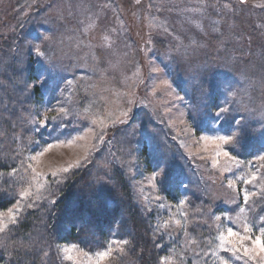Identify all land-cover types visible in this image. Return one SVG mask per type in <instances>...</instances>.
Segmentation results:
<instances>
[{
  "label": "rangeland",
  "instance_id": "rangeland-1",
  "mask_svg": "<svg viewBox=\"0 0 264 264\" xmlns=\"http://www.w3.org/2000/svg\"><path fill=\"white\" fill-rule=\"evenodd\" d=\"M6 1L3 0L2 3L4 8ZM190 1L142 0L137 5L135 0H48L44 8H38L35 3L30 2L27 9L25 3V9L21 16L24 17V14L26 17L35 16L37 18L39 16L40 23H28L26 32L21 35V45L13 44L16 46L15 55L18 54L21 57L20 62H23L18 68L22 77L25 78L31 64L35 68L40 66L45 68V77L49 76L46 81L41 80L40 74L39 79L30 80L27 78L28 81H21V87L14 92L18 94L22 90L28 95L32 89H27V85H35L37 96L35 98L27 96L28 100L29 97L34 99L32 103L28 104L31 109L30 113L35 116L37 112L43 113L46 107L62 105H70L73 113L59 121H51L38 134L31 131V125L26 121L25 126L29 128L30 133L26 135L24 142L26 144L29 139L33 140L34 143L30 146L32 150L40 151L47 143H54L56 138L66 141L83 134L85 129L90 126V121L85 122L79 119L76 113L83 112L90 103H92V111L104 119L105 123H107L106 118L110 113L111 119L115 120L121 111L131 109L130 121L127 124H108L105 142L100 144L96 151H92L87 160H81L78 167L73 166L67 173L62 172L55 178L51 176L49 168H66L83 155V150L80 147L59 145L41 157V163L37 166V170L45 173L40 178L42 182H46V188L42 190L43 196L50 200H52V196L55 201L62 196L61 188L67 187L71 181L73 183L71 182L70 186L77 191L80 189L75 184L83 185L82 181L88 180L90 184L87 183L89 184L87 190H99L101 185L109 187V174L118 184L111 185L114 193L110 191L108 194L123 196L118 189L120 185L118 177H121L131 191L129 194L131 201L137 205L142 216L148 221L153 220L156 230L161 231L163 235L165 233L164 236L162 235L164 250L160 248L162 254H160L159 264H165L162 258H168L167 263L171 264L178 255L186 260L185 264H216L218 262L216 257L194 254L201 252L203 245L191 249L186 248L185 232L179 230L175 224L164 227V222L180 219L182 214H187L188 239L199 241L209 239L210 235L215 233L214 231L210 233L205 221L214 225L211 217L223 216L225 212L236 217L240 209L245 207L243 196H237L235 189L227 187L228 180L234 177L247 178L250 169L264 171V168H261L264 162L253 160V156L264 152V148L248 153L249 150L242 145L243 141H247L245 139L250 136V133L257 134L258 130L264 128V119L259 115V112L264 109V83L260 81L261 83L258 85L257 82H248L244 79L247 85L243 82L241 87H237L235 96L226 94L224 99L220 98L223 96L213 97V89L219 88L213 73H210L209 79L208 75H203L204 77L201 79L202 73L198 76L193 73L195 75L193 76L190 72L182 71L180 66H178L180 69L178 71L176 64L171 65V61L162 62L158 58L159 51H166V46L157 44L156 40L168 43L167 37H170L169 31L163 30L164 27L168 29L173 24H178L179 18L186 15L198 17L193 14L197 12L189 9ZM209 1L198 0L206 5L209 4ZM262 2L264 0L253 1L257 6ZM246 4L242 5L241 10L252 9V0H247ZM81 5H87L90 8L82 10L79 7ZM106 5H110V7H105ZM0 11V25L9 24L11 22L9 11L3 8ZM90 13H98L100 23L95 30L86 35L82 45L78 47L76 42L78 30H82L88 23L87 16ZM245 14L243 12V16L231 24L238 30H244L242 36L237 38L240 43V57L243 58H247L248 53H251V51H247V48L256 41L255 36L251 33V22L249 21L251 14ZM149 15L155 18V23L160 26L159 28L149 20ZM50 19H52L51 23L48 22ZM81 21L84 23L81 24ZM221 26L222 24L215 23L211 30L222 28ZM114 27L117 29V33H111V29ZM173 27L177 28V26ZM108 34L115 41L111 50L104 47L103 36ZM46 35L52 38L45 40L44 36ZM173 37L176 39L180 36L174 35ZM37 45L44 51V56L37 55L35 51ZM154 46H158L159 49H151ZM185 51L182 48L179 50V46H176L172 51L175 54L171 56L184 55ZM210 51H215V49L212 48ZM125 52L128 53L126 57L123 55ZM135 52L141 54L140 63L133 55ZM117 60L119 61L118 66L111 67L110 62L116 63ZM219 60H221L220 56L215 62ZM134 65L138 67L140 78L135 77L130 69V66L133 68ZM257 66L238 64V67L243 68L244 74L262 69ZM105 67L116 74L106 72ZM153 69H159V71H153ZM204 71L205 68L201 67V72ZM174 73H178L177 78L180 80L186 78L190 81L192 95L187 92L186 88L184 90L178 88L176 80L172 76ZM0 74L3 75L1 67ZM125 77L128 79L125 80ZM165 80L168 81L166 85L162 83ZM5 81V78L0 79V87L4 88L0 89V95H4V97L6 89L10 91L11 88L3 84ZM68 81L72 83L69 84ZM45 82L49 87L54 86L53 90L46 92L47 94L44 93V89H47ZM249 83L254 86H250ZM20 85L18 83V86ZM123 86L127 87L126 90L119 92L117 87ZM180 97L183 99H179ZM229 99L231 100L230 107L233 105L232 110L230 109L232 114L226 117L225 112L217 121L216 112L220 107H227ZM18 100H14L12 104L18 103ZM57 101H61L62 105H58ZM204 109L210 111L209 116L204 112ZM25 110H19L17 115L22 114ZM181 112L184 114L183 117H180ZM28 115L29 111L25 113V117ZM241 117H243L240 125L241 143L233 150L229 146L233 155H236L241 163L237 165L220 156L218 166L214 167L212 159L215 157V145L210 141H200L199 137L230 134L231 131L237 130L236 121L241 120ZM14 120L16 121V119ZM181 120L183 123L180 122ZM229 120L233 121L229 130L218 128L221 121ZM170 121L174 123H170ZM202 121H205L209 127H202ZM189 126L192 128V132L186 134V129ZM26 132L22 134V129H20L18 136L23 137ZM261 137L264 139L263 135ZM109 139L111 143L107 142ZM30 154H34V152L30 150L26 153L23 152L24 156ZM249 161H252L251 165H249ZM164 167L166 168L163 176H157L150 183L153 171L159 172ZM225 167L229 170L222 172ZM83 172H86L88 177L84 176ZM173 179L178 180V184L169 186L170 195H166L164 186L171 183ZM74 180L82 181L74 182ZM4 181H11L13 184L15 178H9L5 173L0 176V182ZM237 183L241 190L248 188L250 191H254L264 187V184H257L255 187L245 185L243 179ZM21 187L19 183L16 184L15 200L0 213H6L16 203ZM33 191H36L35 186H33ZM45 198L35 201V204ZM185 198H187V203L179 206V200ZM263 204L264 200H257L253 206L259 215H264V211L260 208ZM245 211L247 212L246 207ZM27 212L28 208L20 213L19 219ZM223 223L226 227L227 221ZM107 225V230H111V232L108 234L106 244L92 243L90 247L84 248L81 243L68 242L60 245L59 248L76 245V248L70 253L72 259H67L63 253L61 255L73 264H92L89 257H94L95 252L103 250L114 240H125V238L114 236L115 229L109 222ZM199 229L202 230L201 233L195 232ZM162 236L159 235V237ZM111 246L117 247L115 244H111ZM81 249L88 253V257L80 251ZM220 252L219 255H221ZM118 253L101 264H112V262H117V258H119V264H126L122 255L124 252ZM232 259L233 264H244L243 260H236L234 257Z\"/></svg>",
  "mask_w": 264,
  "mask_h": 264
},
{
  "label": "trees",
  "instance_id": "trees-1",
  "mask_svg": "<svg viewBox=\"0 0 264 264\" xmlns=\"http://www.w3.org/2000/svg\"><path fill=\"white\" fill-rule=\"evenodd\" d=\"M253 1L251 10L249 8L241 10L242 5L239 0H210L208 5L198 2V0H191L189 9L197 12L193 14L198 17H194V15L180 17L178 24H173V26H177L176 29L173 26L168 28L170 36L167 37L168 43L156 40L157 44L166 46V51H159L158 58L162 62L171 61V65L176 64L178 71L180 70L178 66H180L182 71L190 72L193 76H195L193 73L197 76L202 73L201 79L205 75H208L207 78L209 79L210 73H213L214 80L219 85V88L213 89V97L223 96L220 98L224 99L226 94L228 96L230 93L235 92L236 88L241 87L243 82L247 85L244 79L248 82H257L258 85L261 82L264 83V7L254 5ZM30 2L35 3L38 8H44L48 0H7L5 8L2 6L3 0H0V9L3 8L9 11L11 15L9 24L0 25V44H2L0 45V67L3 71V75L0 74V79L5 78L6 81L3 84L11 87L10 91L6 89L4 92L5 97L0 95V176L8 173L13 166L19 164L21 146L18 141L14 140V137L20 135V129H22V134L25 129H28L23 135V140L30 133L29 128L25 126L27 121L25 113L30 112L31 109L28 104L29 102L32 103L34 99L29 97L28 100L27 96L35 98L37 88L29 89L31 91L28 95L22 90L18 94L14 92L21 87V81L39 79V74L44 81L49 77H45V68L43 69L41 66L35 68L31 64L25 78L18 70L23 62H20L21 57L18 54L15 55L16 46H13V44L21 45V35L26 32L28 23H40L38 21L39 16L37 18L35 16L26 17L25 14L24 17L21 16L25 9L24 4L26 3L27 9ZM226 4L230 7L225 8L224 5ZM243 12L247 15L251 14L249 20L251 22V33L256 38V41L247 48V51H251V53H248L247 58L240 57V43L237 40L242 36L244 30H238L236 26H231L236 19L239 20L243 16ZM51 21L52 19L48 20L49 23ZM215 23L222 24V28H215L219 31L211 30ZM173 34L180 37L175 39ZM225 34L227 36H224ZM176 46H179V50L181 48L186 50L184 55L171 56L175 54L172 51ZM153 48L155 50L159 49L158 46L151 47V49ZM212 48L215 51H210ZM133 55L136 61L140 63L141 54L135 52ZM219 56L221 60L215 62ZM239 63H244V66L259 65L257 67L262 69L253 73L245 72L244 74L243 68L238 67ZM201 67L205 68L204 72H201ZM137 68L136 65L133 68L130 66L135 77L140 78L141 74L137 71ZM105 70L110 74H116L112 70H108L107 67H105ZM10 72L12 73L9 74ZM177 74L174 73L172 76L176 80L178 88L183 90L186 88L187 92L192 95L190 81L186 78L180 80L177 78ZM258 77H260L259 80H256ZM7 83L8 85H6ZM18 83L20 86H18ZM45 83L47 89H44V93L53 90L54 86L49 87L48 83ZM249 84L254 86L252 83ZM231 86L233 87L230 88ZM117 88L119 92H123L127 87ZM16 99H19V102L13 105L12 103ZM230 105L231 100L227 103L229 111L226 112V117L232 114L230 109L232 110L233 105L231 107ZM22 109L26 110L17 115V112ZM204 112L208 116L210 115L208 109H204ZM9 114L11 115L10 118ZM232 122L231 120L221 121L218 128L229 130ZM202 127L208 128L209 125L202 121ZM262 129L264 128L258 130L257 134L250 133V136L245 139L247 141L242 142V145L249 150L248 153L264 148V139L261 137V135L264 136ZM27 151L28 149L24 150L25 153ZM13 157H16V159H13ZM83 173L84 176L88 177L86 172ZM109 176V187L107 188L101 185L99 190H87L90 184L89 180H74V182L82 181L83 183V185L80 183L75 184L80 189L79 191L70 186L71 182L73 183L71 181L67 187H60L62 196L55 204L50 203V198H45V200L37 202L33 208H28V212L18 219L15 225H10L6 230L4 239L7 247L0 248V264H73L58 251L60 245L68 242L81 243L84 248L90 247L92 243L104 245L108 234L111 232V230H107V222L115 229L114 236L130 241L129 245L125 246L124 253H122L126 264H159L160 254H162L160 248L164 250L163 236L165 233L163 235L161 231L156 230V224L153 220L148 221L142 216L137 205L131 201L129 196L131 191L121 177H118L120 179L118 189L125 198L121 195L116 196L113 194L112 196V194H108L110 191L114 193L111 185L118 184L114 182L111 174ZM17 183L12 184L11 181L0 182V211L11 205L15 200ZM177 184L178 180L176 179L166 184L164 186L166 195H170L169 186H176ZM51 199L53 200L52 196ZM260 208L264 209V204ZM195 232L201 233L202 230L199 229ZM159 235L163 236L159 237ZM220 254L226 257L230 255L223 251ZM116 261L112 264H119V258ZM182 263H186L183 258ZM171 264H181V260L175 259Z\"/></svg>",
  "mask_w": 264,
  "mask_h": 264
},
{
  "label": "snow or ice",
  "instance_id": "snow-or-ice-1",
  "mask_svg": "<svg viewBox=\"0 0 264 264\" xmlns=\"http://www.w3.org/2000/svg\"><path fill=\"white\" fill-rule=\"evenodd\" d=\"M142 0H135V3L139 5ZM247 0H239L241 5H245ZM260 7H264V2H262ZM82 10H87L90 6L81 5L79 6ZM105 7H110V5H106ZM225 8H229V5H224ZM151 8V5H149ZM149 20L153 23V25L157 28L160 26L155 23V18L149 15ZM88 23L83 27L82 30H78V34L76 36L77 46H81L84 38L90 32L95 30V28L100 23L99 14L90 13L87 16ZM84 22L81 21V24ZM121 27H122V21ZM165 32L168 31L167 27L163 29ZM219 31V29H215ZM111 33H117V29L114 27L111 29ZM52 37L49 35L44 36L45 40H50ZM104 47L111 50L115 44V41L112 39L111 35L103 36ZM37 55L44 56V51L41 50L40 46L37 45L35 49ZM125 57L128 55L127 52L123 54ZM119 64L117 60L116 63H111L110 66L115 68ZM153 71H159V69H153ZM128 78L125 77V80ZM43 80V77H41ZM68 83H72L68 81ZM163 84H168V81H162ZM35 85L30 84L27 85L28 89L33 88ZM95 95V93H93ZM230 95L235 96L236 93L232 92ZM179 99H183L180 97ZM131 103V101H129ZM58 105H62L61 101H57ZM228 107H220L216 112L217 121H219L221 115L225 112H228ZM130 112L131 109H127L121 111L119 113V117L115 120L111 119V113L108 115L107 123H105L104 119H101L100 116L92 111V103L86 107L83 112H77L76 116L85 121H90V126L87 127L83 134L72 137L70 139L60 140L56 138L54 143H47L46 146L40 151H34L31 149V145L34 143L33 140L29 139L25 144L22 136L14 137V140L18 141L21 145L20 148V164L16 167H12L10 171L7 173L9 178H15V182H18L22 187L18 193L19 199L16 200V203L10 207L6 213H0V248L7 247L6 240L4 237L6 236V230L10 225H15L19 219L20 213L23 212L26 208H33L35 206V201L44 199L43 191L46 188V182L41 181V177L45 175L44 172L38 171L37 166L41 163V157L44 156L50 149L59 146H77L83 150V155L78 157L74 164H69L66 168H49V172L52 177H57L60 173H67L69 169L73 166L78 167L80 165L81 160H87L88 155L92 151H96L100 144L105 142V134L108 130V124L115 125L116 123L127 124L130 121ZM54 113L53 115H50ZM71 107L68 106H58V107H46L43 113L37 112L35 116H33L30 112L25 119L27 123L31 125V131L33 133L38 134L40 130L44 127H47L51 121H59L63 117H68L72 115ZM183 113H180V117H183ZM259 115L262 119H264V109L259 112ZM243 117L241 120L236 121V129L231 131L230 134L225 133L223 135H215V136H200V141L211 142L215 145V157L212 159V165L218 166L219 157L223 156L228 161L234 162L239 165L241 162L237 159L236 155H233L232 150L236 149L241 143V131L240 125L242 123ZM183 123V121H180ZM170 123H174L170 121ZM63 127V124H61ZM28 129H25L27 131ZM264 131V129H262ZM192 128L189 126L186 129V134L191 133ZM83 141L84 143H80ZM111 143L109 139L107 141ZM231 146V149L229 148ZM25 149L33 151L34 154L23 155ZM16 159V157H13ZM254 161L264 162V152H261L258 155L253 156ZM249 165L252 164V161L248 162ZM165 168H161L159 172L153 171L152 177L150 178V183L155 180L157 176H163L165 172ZM261 168H264V163H262ZM229 169L227 167L222 169V172H227ZM243 179V183L245 185H253L254 187L257 184H264V171L261 169H250L247 178L242 177H234L228 180L227 187L229 189H235L237 196L242 195L243 200L245 202V207L247 208V212L245 211V207L240 209V212L236 215V217L231 216L229 213L225 212L223 216L217 215L211 217L214 221V225L211 223L207 224L210 229V233L214 231V235H210V238L207 240L198 241L196 239H188V217L187 214H182L180 219H175L173 221H165L164 227H168L170 224H175L179 230H183L185 232V247L193 248V247H201L203 245L201 252L194 253L197 256H208L211 255L216 257L218 260V264H233V257L236 260H243L244 264H264V215H259L258 212L255 211L254 205L257 200H264V187H261L257 190L250 191L248 188L240 189L237 181ZM33 186H35L36 191H33ZM32 201V202H29ZM251 201V204L249 202ZM50 203L55 204V199L51 200ZM187 203V198L179 200V206H183ZM264 211V209H261ZM224 221H227V226H224ZM129 240H114L111 244L117 245V247H112L111 244L105 247L101 251H97L94 254V257H89V260L92 264H101V262L105 260H110L111 257L117 252H123L125 250V246L129 245ZM76 248V245H71L63 248H58L60 253L65 254L67 259H72L70 255L71 251ZM206 249V250H205ZM86 257H88V253L83 252V249L80 250ZM223 251L229 253V256H221L219 252ZM167 264L168 258H162ZM176 259L181 260V256H177Z\"/></svg>",
  "mask_w": 264,
  "mask_h": 264
}]
</instances>
